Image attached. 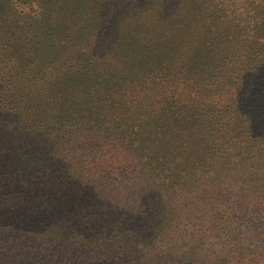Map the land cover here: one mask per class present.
I'll list each match as a JSON object with an SVG mask.
<instances>
[{
    "label": "trees",
    "instance_id": "1",
    "mask_svg": "<svg viewBox=\"0 0 264 264\" xmlns=\"http://www.w3.org/2000/svg\"><path fill=\"white\" fill-rule=\"evenodd\" d=\"M201 8L0 0V264H264V15Z\"/></svg>",
    "mask_w": 264,
    "mask_h": 264
},
{
    "label": "rangeland",
    "instance_id": "2",
    "mask_svg": "<svg viewBox=\"0 0 264 264\" xmlns=\"http://www.w3.org/2000/svg\"><path fill=\"white\" fill-rule=\"evenodd\" d=\"M201 4V10L197 12L191 23V29L200 31L212 30L220 32L218 40L220 51L227 49L234 52L242 45L252 47L253 24L247 16L261 17L264 15V0H197ZM199 14V15H198ZM260 20V19H256ZM254 20V23L255 21ZM221 21H225L221 24ZM257 31V30H256ZM255 32V31H254ZM228 34L227 40L221 36ZM198 35V34H197ZM227 41V42H226ZM251 45V46H250ZM122 170H120V174ZM126 173V170L124 171ZM130 173V172H129ZM30 201L31 198H30ZM29 200L17 205L15 213H23L27 209L35 208Z\"/></svg>",
    "mask_w": 264,
    "mask_h": 264
}]
</instances>
